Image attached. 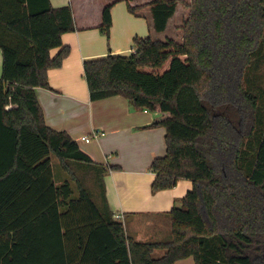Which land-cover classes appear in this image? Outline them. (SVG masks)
Returning <instances> with one entry per match:
<instances>
[{
    "label": "trees",
    "instance_id": "trees-1",
    "mask_svg": "<svg viewBox=\"0 0 264 264\" xmlns=\"http://www.w3.org/2000/svg\"><path fill=\"white\" fill-rule=\"evenodd\" d=\"M108 1L100 31L110 39L117 3L132 14L143 7ZM178 2H150L157 33ZM187 7L182 42L136 37L128 56L84 62L92 102L124 97L156 115L149 127L166 129L152 191L193 182L170 213L171 241L141 243L93 198L87 179L103 196L107 168L50 128L38 100L69 53L62 38L77 30L72 6L0 0V264H264V0ZM52 156L70 176L60 186Z\"/></svg>",
    "mask_w": 264,
    "mask_h": 264
},
{
    "label": "crops",
    "instance_id": "crops-1",
    "mask_svg": "<svg viewBox=\"0 0 264 264\" xmlns=\"http://www.w3.org/2000/svg\"><path fill=\"white\" fill-rule=\"evenodd\" d=\"M50 2L54 8L72 6L77 30L63 35V44L68 46L69 53L60 68L49 71L51 89H37L46 124L55 131L67 132L95 163L107 168L101 206L97 204L102 208L106 200L105 205L114 215L124 216L129 238L141 243L171 241L170 213L192 191L193 182L182 180L172 189L152 191L157 174L150 167L156 158H164L167 154L166 129L149 127L155 122L156 115L134 109L124 97L92 102L84 75V62L109 55L128 56L134 52L136 37L175 40L167 37L166 33L176 14L169 21L167 30L157 33L150 7L132 14L127 3L119 2L112 9L113 26L108 39L100 31L102 13L108 0ZM129 4L132 7L145 5L139 0H132ZM59 51L52 50V56L55 57ZM2 73L0 50V77ZM94 132L99 133L97 137H93ZM86 136L92 137L90 143L82 141ZM54 159L60 164L54 156L52 164ZM63 173L59 178L54 176L57 186L70 180L68 173ZM163 253L156 251L154 255L161 257ZM176 264L196 263L190 257Z\"/></svg>",
    "mask_w": 264,
    "mask_h": 264
},
{
    "label": "rangeland",
    "instance_id": "rangeland-1",
    "mask_svg": "<svg viewBox=\"0 0 264 264\" xmlns=\"http://www.w3.org/2000/svg\"><path fill=\"white\" fill-rule=\"evenodd\" d=\"M153 0H139L140 3H144L145 5H142V7H149L150 2H152ZM191 2V0H179L178 5H177V12L175 15V18L173 19V21L170 24V27L168 28V31L166 33L167 37L170 38H174L175 40L178 41H182L183 38V27L185 22L188 20L189 15H190V9L187 7V5ZM167 37H162L164 39H166ZM261 73L264 74V65L262 66L261 69ZM263 84L264 86V80L261 83V85ZM262 114L264 115V100L262 101ZM53 171H54V176L56 178H59L60 175H63L64 171L62 170V167L60 166V164L54 159L53 160ZM89 180L87 179V183L88 186L92 189V191H94L96 193V187L94 186L93 182L90 180V182H88ZM93 194V198L95 200L96 203H98L101 206V201H102V195L101 194ZM76 195H78V193L76 192ZM98 205V206H99ZM126 223V220H125Z\"/></svg>",
    "mask_w": 264,
    "mask_h": 264
},
{
    "label": "built area",
    "instance_id": "built-area-1",
    "mask_svg": "<svg viewBox=\"0 0 264 264\" xmlns=\"http://www.w3.org/2000/svg\"><path fill=\"white\" fill-rule=\"evenodd\" d=\"M98 134H99L98 132H94L93 137H97ZM101 135H104V134H101ZM82 141L86 143H90L92 141V137L90 136L82 137ZM114 219L125 223V218L122 214H115Z\"/></svg>",
    "mask_w": 264,
    "mask_h": 264
}]
</instances>
